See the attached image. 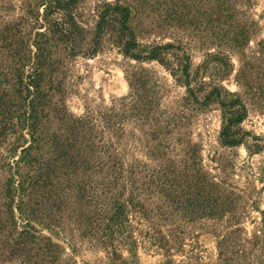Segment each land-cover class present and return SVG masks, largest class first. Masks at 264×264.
Listing matches in <instances>:
<instances>
[{"label":"rangeland","instance_id":"374dc122","mask_svg":"<svg viewBox=\"0 0 264 264\" xmlns=\"http://www.w3.org/2000/svg\"><path fill=\"white\" fill-rule=\"evenodd\" d=\"M123 1L128 2L82 0L73 10L85 29L87 42L97 49L93 55L68 59L61 47V35L55 33L51 38L50 34H38H45L47 25L35 0H0V30H8L15 41L27 45L28 59L36 53V42L46 47L44 68L61 83L54 87L62 89L61 99L70 120L118 104L131 92L127 73L140 67L150 70V93L157 113L161 120L172 119L180 126L172 133L175 140L167 157L171 165H167L181 176L185 159L181 145L191 141L199 148L204 171L240 197L234 218L226 215L188 221L177 211L165 220L155 217L149 222L131 210L128 229L116 236L118 254L111 255V250L90 237L98 188L86 180L80 147L61 139L58 152L45 148L32 153L33 160L21 166L20 181H24L25 191L17 196L16 205L30 217L37 236L16 252L0 226V264H264V110L251 97L245 99L248 112L240 127L258 140L247 137L242 146H224L219 141L222 111L217 102L183 103L186 88L179 73L173 77L157 61L139 63L131 56H144L153 46L171 43L176 48L170 50L173 55L167 59L176 63L178 57L188 55L190 74L196 82L219 75L218 85L242 93L236 78L242 61L264 53V0L238 3L243 13H238L232 24L223 23L224 19L214 21L213 0H179L174 7L165 0H129L138 6L132 20L108 7ZM52 19L66 18L59 13ZM51 29L56 31V26L51 25ZM236 41L243 42V47L229 50L227 46ZM60 127L54 124L51 130ZM119 134L126 164H144L148 169L157 166L148 153L151 139L140 131L137 121H125ZM109 139L114 140L107 130L101 140ZM10 146L11 142L0 145L1 182L11 171L4 165H14L22 150L16 154ZM178 181L182 185L180 178ZM19 212L16 210L21 229L24 221ZM48 239L61 248L52 246Z\"/></svg>","mask_w":264,"mask_h":264},{"label":"trees","instance_id":"16d2710c","mask_svg":"<svg viewBox=\"0 0 264 264\" xmlns=\"http://www.w3.org/2000/svg\"><path fill=\"white\" fill-rule=\"evenodd\" d=\"M81 1L35 0V5L43 9V24L47 25L46 33L38 34H50L51 38L55 33L61 35L64 40L61 47L64 48L68 59L97 52V49L87 42L85 29L80 26L73 13ZM165 1L174 7L179 0ZM252 1L213 0L211 10L214 21L224 19L223 23L232 24L235 16L243 13L237 4H250ZM125 2L108 7L115 13L126 14L127 20H132V14L138 12V6L129 0ZM59 13H63L65 21L52 19L54 14ZM51 25L56 26V31H52ZM59 25L66 27L60 28ZM15 40L14 34L8 30H0V145L11 142L9 150L16 154L22 148L20 158L14 165H4L11 171L4 182L0 181V226L16 252L20 247H27L28 240L37 236L34 234L37 230L31 224L30 217L16 205L17 196L25 191L24 181H20L21 166L33 160L32 153H38L45 148L58 152L61 139L80 147L86 180L98 188L99 195L95 196L94 202L96 217L93 221L90 219L89 225L90 237L95 239L97 245L111 250V255L118 254L115 250V242L118 241L116 236L128 229V212L131 210L142 220L149 222L155 217L165 220L177 214V211L188 221L219 219L226 215L234 218L240 197L235 196L233 190L224 188L221 182H217L204 171L199 148L191 141L181 145L176 139L185 155L183 168L179 171L181 176L175 174V168L172 171L167 165H171L167 157L175 140L172 133L180 126L172 119L161 120L162 115L157 113L158 109L154 107L150 93L153 83L150 70L140 67L127 73L131 92L127 97L120 98L118 104H112L106 110L89 111L83 117L70 120L65 103L61 99L62 89L54 87L55 83H61L55 81L53 75L47 73L44 68L46 60L43 59L48 58L46 47L36 42V53L33 58L30 56L28 59L27 45ZM227 47L232 51L240 50L243 42L236 41ZM173 48L176 46L168 43L153 46L146 50L144 56H131L139 63L157 61L170 70L173 77L179 73V78L186 88L183 103L200 104L202 100L206 103L217 102L222 111L219 134L222 145L239 147L246 143L247 137L258 140L257 136L243 131L240 125L248 112L245 99L250 100L251 97L264 110V53L258 52V58L242 61L236 78L243 91L233 93L217 84L219 75L209 81L196 82L190 74L188 55L178 57L176 63L167 59L169 54L173 55L170 52ZM207 89L209 91H205ZM202 91L207 93L201 98ZM131 119L137 121L140 131L151 139L148 153L150 159L157 163L155 168L148 169L144 164L124 162L122 150L125 145L121 144L119 131L122 130L123 123ZM54 124H60L58 131L51 130ZM107 130L114 140L103 142L101 139ZM146 143L149 146V143ZM15 168L17 171L13 173L12 169ZM179 178L182 185L178 181ZM88 198L89 195L87 204L90 205ZM16 210L20 211V218L24 221L21 229L18 227ZM88 212L91 214V211ZM49 241L52 246L61 248L51 239ZM11 253L15 254L14 251ZM55 262L56 259L52 261Z\"/></svg>","mask_w":264,"mask_h":264}]
</instances>
